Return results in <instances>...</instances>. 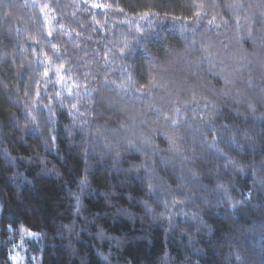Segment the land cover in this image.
Listing matches in <instances>:
<instances>
[{
  "label": "trees",
  "instance_id": "16d2710c",
  "mask_svg": "<svg viewBox=\"0 0 264 264\" xmlns=\"http://www.w3.org/2000/svg\"><path fill=\"white\" fill-rule=\"evenodd\" d=\"M0 204V264H264V0H0Z\"/></svg>",
  "mask_w": 264,
  "mask_h": 264
},
{
  "label": "snow or ice",
  "instance_id": "6c2138e0",
  "mask_svg": "<svg viewBox=\"0 0 264 264\" xmlns=\"http://www.w3.org/2000/svg\"><path fill=\"white\" fill-rule=\"evenodd\" d=\"M85 2L87 3V0H85ZM93 8H99V9H110V8H113L114 5L111 4V3H92L91 5ZM203 5H200V7H202ZM116 10L120 11V12H123V8H120L118 5H116ZM152 15V13L150 12H144L142 14V18L144 17H150ZM197 15H199V12L197 13ZM174 19H182L181 17H174ZM97 23H99L97 21ZM211 23V21H210ZM137 30L140 31V28L139 26H137ZM52 35V32L49 30L48 31V36H51ZM141 35L143 36L144 33L141 31ZM52 48L56 51V52H59V49L57 48L56 44L55 43H52ZM45 60L47 61V63H52L51 59L47 57V55L45 54ZM63 69H64V66H63V63H61V65L58 67V68H55V72H56V75L59 77V79L57 81H53V83H59V82H62L64 80V75L62 74L63 73ZM45 76H48L49 73L48 71H45L44 73ZM78 87V85H75ZM71 90L69 89V95H71ZM73 107H75V105H73ZM52 139H55V137H52ZM86 181H81L82 184H84ZM22 232H26L28 235H36L35 233H31V232H28V230L26 229H23L22 228ZM13 260H16L17 257L16 256H13L12 257Z\"/></svg>",
  "mask_w": 264,
  "mask_h": 264
},
{
  "label": "rangeland",
  "instance_id": "374dc122",
  "mask_svg": "<svg viewBox=\"0 0 264 264\" xmlns=\"http://www.w3.org/2000/svg\"><path fill=\"white\" fill-rule=\"evenodd\" d=\"M1 212H2V209H1V204H0V216H1ZM37 236H32V235H25L24 239H22L19 243H17L16 246V252L13 256H16L17 259L16 260H13L14 264H24L25 260H26V250H27V247H28V242H31L32 240L36 239ZM12 256V257H13ZM34 260L35 258L32 257Z\"/></svg>",
  "mask_w": 264,
  "mask_h": 264
}]
</instances>
